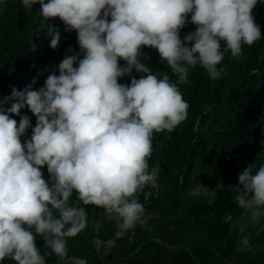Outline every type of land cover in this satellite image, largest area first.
I'll list each match as a JSON object with an SVG mask.
<instances>
[{
    "label": "clouds",
    "instance_id": "obj_1",
    "mask_svg": "<svg viewBox=\"0 0 264 264\" xmlns=\"http://www.w3.org/2000/svg\"><path fill=\"white\" fill-rule=\"evenodd\" d=\"M36 4L45 21L59 18L65 31L77 32L80 53L69 48L73 54L59 63V75L52 70L39 90H33L34 77L0 98V262L47 264L55 255L56 264H88L68 252V240L88 227L85 206L119 222L116 239L135 227L144 213L139 195L151 196L145 188L154 180L148 163L153 135L170 134L188 117L178 85L190 83L189 69L197 65L217 79L225 53L239 59L243 45L262 38L253 15L258 0H22L26 12ZM189 22L196 30L182 40ZM47 32L56 49L60 33ZM144 46L158 52L175 83L142 62ZM133 69L145 75L130 85L118 83ZM25 107L36 117L35 127L21 115ZM30 127L31 138L22 143ZM239 182L234 201L258 223L264 217V166L254 175L245 169ZM201 193L196 186L189 195ZM36 236L46 242L43 255ZM92 243L99 252L103 241Z\"/></svg>",
    "mask_w": 264,
    "mask_h": 264
},
{
    "label": "trees",
    "instance_id": "obj_2",
    "mask_svg": "<svg viewBox=\"0 0 264 264\" xmlns=\"http://www.w3.org/2000/svg\"><path fill=\"white\" fill-rule=\"evenodd\" d=\"M39 7L36 4L32 12H26L22 0H0V98L9 96L13 86L22 90L34 77L33 90H39L52 70L59 75L51 61L59 64L66 54L80 53L77 32L65 31L59 18L47 26ZM253 15L260 26V40L252 46L243 45L239 59L230 51L225 53L217 79L197 65L189 69L190 83L178 85L189 104L188 117L170 134L153 135L148 163L154 183L145 188L151 192L148 200L139 195L144 213L135 227L116 239L119 222L107 220L103 212L96 232L102 209L85 206L88 227L68 240L70 256L86 259L88 264H264V217L253 224L250 210L234 201L242 187L239 175L247 168L254 175L264 166V0H258ZM49 28L60 33L56 49L50 47ZM41 29L42 50L36 41ZM195 30L189 22L180 32L181 39ZM30 41L36 45L34 53ZM142 51V62L153 74H168L171 82H176L178 78L155 49L144 46ZM125 63L118 60L121 67ZM142 75L133 69L131 77L118 78V83L130 85L133 77ZM21 115H28L35 127L36 117L27 107ZM12 118L19 122V116ZM31 135L30 127L21 137L22 143ZM42 171L48 180L47 166ZM196 186H201L202 193L190 196ZM71 200L75 202V193ZM243 232L248 247H243ZM97 237L103 241L99 252L92 243ZM36 245L43 255L46 242L36 236ZM56 259L55 255L47 257V264H56Z\"/></svg>",
    "mask_w": 264,
    "mask_h": 264
},
{
    "label": "water",
    "instance_id": "obj_3",
    "mask_svg": "<svg viewBox=\"0 0 264 264\" xmlns=\"http://www.w3.org/2000/svg\"><path fill=\"white\" fill-rule=\"evenodd\" d=\"M51 20V19H50ZM50 20H48V24H47V26L49 25V23H50ZM44 31V29H41V30H39L38 31V33H37V36H36V41H37V43H38V47H39V49L40 50H42V47H41V44H40V35H41V33ZM52 63H53V65L54 66H56V67H58V65L59 64H57V63H55V62H53V61H51ZM102 217H103V210H101V212H100V215H99V219H98V221H97V223H96V225H95V227H96V232H98L99 231V228H100V226H101V223H102ZM154 241H157V242H160V243H163V241H161L160 239H157V238H154L153 239ZM181 246H179V247H172V248H180ZM139 250H137L136 252H138ZM134 254H131L129 257H131V256H133Z\"/></svg>",
    "mask_w": 264,
    "mask_h": 264
},
{
    "label": "rangeland",
    "instance_id": "obj_4",
    "mask_svg": "<svg viewBox=\"0 0 264 264\" xmlns=\"http://www.w3.org/2000/svg\"><path fill=\"white\" fill-rule=\"evenodd\" d=\"M155 176H156V174H155ZM154 183V182H153ZM245 236V233L243 232V237ZM247 239H248V236H245L244 238H243V240H242V242H243V244H244V246L243 247H248V241H247Z\"/></svg>",
    "mask_w": 264,
    "mask_h": 264
}]
</instances>
